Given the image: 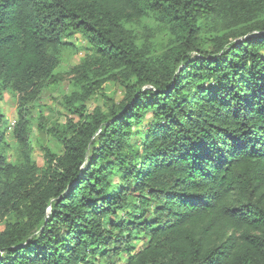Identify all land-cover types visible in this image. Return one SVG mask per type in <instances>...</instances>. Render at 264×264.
<instances>
[{
    "label": "trees",
    "instance_id": "trees-1",
    "mask_svg": "<svg viewBox=\"0 0 264 264\" xmlns=\"http://www.w3.org/2000/svg\"><path fill=\"white\" fill-rule=\"evenodd\" d=\"M78 32L40 165L32 108ZM6 92L0 264H264V0H0Z\"/></svg>",
    "mask_w": 264,
    "mask_h": 264
},
{
    "label": "rangeland",
    "instance_id": "rangeland-1",
    "mask_svg": "<svg viewBox=\"0 0 264 264\" xmlns=\"http://www.w3.org/2000/svg\"><path fill=\"white\" fill-rule=\"evenodd\" d=\"M86 47L87 41L79 32L66 38V44L61 52L62 63L57 69L56 78L52 84L46 87L40 100L32 108V117L34 119L33 132L31 134L32 149L34 158L40 165L45 162L43 146H49L58 153L62 152V147L49 132L39 130V117L42 116V123L49 127L66 121V111L62 103L63 95L71 91L74 67L86 56ZM105 92L116 100H120L123 97L122 88L113 83L105 85ZM98 104H103V101L100 99V95H95L90 102L91 109ZM0 115L3 116L6 122L8 152L12 154L13 147H15L13 129L17 120V100L14 94L5 93L4 99L0 101Z\"/></svg>",
    "mask_w": 264,
    "mask_h": 264
},
{
    "label": "built area",
    "instance_id": "built-area-1",
    "mask_svg": "<svg viewBox=\"0 0 264 264\" xmlns=\"http://www.w3.org/2000/svg\"><path fill=\"white\" fill-rule=\"evenodd\" d=\"M121 264H123V263H121Z\"/></svg>",
    "mask_w": 264,
    "mask_h": 264
}]
</instances>
